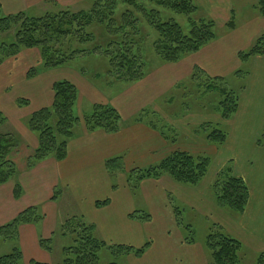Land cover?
Segmentation results:
<instances>
[{"label":"rangeland","instance_id":"rangeland-1","mask_svg":"<svg viewBox=\"0 0 264 264\" xmlns=\"http://www.w3.org/2000/svg\"><path fill=\"white\" fill-rule=\"evenodd\" d=\"M95 1L80 0L71 4L65 1H57V3L48 1L40 3L41 5L26 8L21 2L0 0V7L3 17L24 12L29 17L40 18L48 13L66 9L73 12L90 11ZM195 3L198 12L191 17L164 9L158 10L164 20L177 22L184 32L188 33L190 31V18L196 21L200 19L213 20L203 14L204 9H201L198 2L195 1ZM233 4L236 6L234 13L236 28L240 29L241 32L237 36H233L229 43L240 46L241 52L247 53L257 39L264 36V19L260 17L255 8L256 0H233ZM126 10L125 5L119 6L116 11L118 21ZM139 15H137L140 19L139 31L132 38L137 41L146 63V76L138 82L126 83L115 80L108 74L109 59L100 52L95 53L97 49L105 50L114 38L117 40L121 36L120 32L117 34L111 32L106 25L90 26L86 32L94 36L95 41L82 45L81 48L86 50V54L75 56L65 65L46 68L38 49L30 53H27L29 50H23V54L17 58L5 60L0 65V79L7 77L10 84L6 85L10 88H6L0 81V113L2 115L0 118V135H14L22 144L25 136L24 128L26 129L30 117L41 109L50 107L53 103L54 94L49 98L47 87L53 82L69 80L78 89L80 100L75 107V113L78 117L84 118L92 115L95 104L110 105L119 112L122 118L120 131L142 124L159 132L170 144L171 151L186 148L196 149V152L190 151L191 154L194 156L205 155L211 160L208 175L206 179L204 178V182L202 181L198 186L202 188V192L197 207L183 201L182 195L177 193V190L172 191L174 193L168 190L170 192L169 206L172 210L170 215L161 203L157 204L155 199H147L146 195L141 192V185L144 181L138 184L137 179L132 177V172L136 169L144 170L157 167L166 157L159 160V154L156 153L152 157L148 156L145 160H140L134 157L132 150H128L112 158L121 159L117 163L116 170L112 173L107 170L110 182L114 187L120 188L122 191L127 186L131 191L127 194L128 198L124 194L118 197L116 212L119 213L118 210L123 209L128 204L132 208L135 207L134 212L147 213L151 219H132L138 224L134 227L127 225L126 220L122 219L119 225L111 227L103 221L109 219V216L112 218L114 213L96 216L87 213L85 216L95 220L99 226L97 237L108 245H127L141 249L149 244L143 258L141 256L137 259L134 258L135 255L132 256L133 254L117 256L110 249H103L99 254L98 264H209L211 252L206 246L208 235L215 230V227L220 228L226 234H230L225 228L226 220L228 216L235 217L237 214L220 207L215 200L212 186L209 190L206 187L208 179L213 176L216 162L221 156L218 151L217 154L213 150L206 149L207 145L204 143L209 142L206 139L203 125L209 124V129H220L227 134L229 129L227 121L224 122L218 112V107L223 102L224 97L219 92H209L207 86L212 82L214 85L216 78L223 79L216 82V85L233 92L239 98V105L242 106L244 112L248 113L249 110L255 111L254 109H256L253 115L258 119L256 122H264V77L260 75L258 69L255 71L257 67L253 62L254 58L249 62L237 64L228 56L225 63H220L218 59L211 57L219 53L217 50L211 56L210 53L208 54L211 57V62L205 57V65L196 66L203 72L193 77L194 69H192L190 75L182 78V74L179 76L168 70L174 66L162 61L156 55L154 48L159 36ZM258 18L261 19L259 21L263 22L259 23ZM216 26L217 34L220 36L227 31L219 22L216 23ZM13 40L14 34L12 33L3 35L1 39L7 43ZM228 45L226 44L222 49ZM208 62L209 65H206ZM32 69L36 73L29 75L33 74ZM238 73L240 74L238 75ZM149 76L151 78L147 79ZM13 77L18 78L17 82L14 83ZM179 77L182 79H178ZM24 78L26 79L24 80ZM174 80H177L176 83ZM216 117H219L220 121H216ZM4 119H6L5 122ZM249 139L251 140V138ZM258 139L259 147L257 149L253 150V147L248 145L245 150L240 151L238 158L244 163L245 159L252 155L256 161L254 165H257V170L262 172V169L264 170V129ZM211 145L216 149H222V146ZM203 148L206 149L205 153H202L201 149ZM240 148L242 147L238 146L237 152ZM231 155L234 156L235 153ZM158 157L159 159H157ZM233 163L237 164L238 161H231L228 166L232 168ZM78 177L79 175L75 177L77 189H73L72 185L67 183L69 181H66L62 182L56 191L58 193L57 199L63 198L62 205L67 206V208H74L77 205L74 204L73 206V201L79 195L77 192L79 191L78 188L81 187L77 186L81 180ZM131 198H133L132 202L129 203ZM174 209H179L180 214H175ZM115 216L117 217V214ZM63 224L62 221L59 222L53 235L52 264H63L65 260L64 249L73 245V236H61L60 230ZM190 231L194 234L196 250L188 254L182 247L189 245L185 241L191 237ZM15 246L14 241H0V257L11 254ZM243 248L247 255L243 257L241 264H255L257 255L251 254L250 249ZM140 258L144 260L142 261Z\"/></svg>","mask_w":264,"mask_h":264},{"label":"trees","instance_id":"trees-1","mask_svg":"<svg viewBox=\"0 0 264 264\" xmlns=\"http://www.w3.org/2000/svg\"><path fill=\"white\" fill-rule=\"evenodd\" d=\"M120 5H125L127 10L118 21L116 11ZM259 15L264 18V0H256L255 5ZM158 9L168 10L188 17L198 12L194 0H96L90 11L73 12L59 10L48 13L43 17H29L21 12L16 15L1 16L0 7V65L7 59L17 58L23 50L38 49L41 60L46 68H55L67 64L77 55L86 54L82 45L93 43L95 37L86 30L93 25H106L113 33H121L114 38L105 50H95L109 59V72L117 81L134 83L143 80L146 76V63L134 40L138 34V24L141 16L159 38L155 43L156 55L164 62L176 64L186 56L195 54L215 41L218 37L217 26L213 20L189 19L190 31L185 33L182 27L173 20H164ZM117 23V25H116ZM119 25V27H118ZM237 27L234 16L226 24L229 31ZM14 34L10 43L1 41L3 35ZM120 39V40H119ZM80 48V49H79ZM82 49V50H81ZM256 57H264V36L257 39L247 53H239L241 62H249ZM34 75L36 71L31 70ZM203 72L198 67L194 68V76ZM240 73H238L239 75ZM207 86L209 92H219L224 100L218 107V112L223 121L231 120L239 108V98L231 91L217 86L216 78ZM53 103L50 107L34 113L27 124V128L37 136L38 146L34 149L27 161V168H34L39 162L54 158L64 161L68 156L69 143L76 135L81 124L89 132L102 130L108 134L120 132L122 118L119 112L110 105L95 104L90 116L80 118L75 113L78 101V89L69 80L53 84ZM2 117L0 113V118ZM4 122L6 119L3 120ZM141 121V119H139ZM1 122V121H0ZM1 124V123H0ZM209 124L203 125L206 139L210 144L221 147L227 140V133L220 129H209ZM21 145L14 135H0V185L15 179L18 169L10 159L11 153ZM120 158L106 161V169L112 173L116 170ZM211 160L205 155L193 154L176 150L162 160L154 168L136 169L132 172L138 184L145 180H159L162 176H169L175 182L199 186L207 176ZM115 188V187H114ZM212 191L217 204L242 215L249 202V189L244 179L233 175L230 166L223 168L217 175L212 185ZM23 188L17 183L14 196L20 199ZM55 192L53 199H57ZM109 204V200L98 201L96 206L102 208ZM175 214H180L179 209H174ZM132 219L150 220L147 213L134 212ZM45 216L38 207H29L22 211L11 222L0 227V241H14L16 246L11 254L0 257V264H25L23 253L19 247V230L23 225L39 224ZM61 236H73V245L64 249L65 260L63 264H98L99 254L103 249H110L115 255H135L141 257L145 254L149 244L141 249L127 245H108L97 237L95 225L87 222L83 217H72L65 221L61 227ZM186 239L185 243L195 244L194 234ZM53 237L40 239V246L52 252ZM206 246L211 252L209 264H241L243 245L220 228L215 227L207 237ZM30 264H47L31 261ZM255 264H264V251L257 255Z\"/></svg>","mask_w":264,"mask_h":264},{"label":"crops","instance_id":"crops-1","mask_svg":"<svg viewBox=\"0 0 264 264\" xmlns=\"http://www.w3.org/2000/svg\"><path fill=\"white\" fill-rule=\"evenodd\" d=\"M11 1L21 2L23 6L28 8L41 5L40 3L48 1L56 3L57 1H65L71 4L80 0ZM195 1L198 2L201 9H204V15L212 18L216 23H221L225 28L236 11L233 0ZM259 20L261 19H257L259 23L263 22ZM240 32L241 30L238 28L232 31L227 30L223 35H218L215 41L211 42L201 51L186 56L176 64H170L174 66V68L168 70L175 72V74L179 76L182 74L183 78L186 75H190L192 69L197 65H205V57L208 58V61H210L212 57V59H218L220 63H225L227 57L230 56V59L235 61V63H241L239 59L241 47L229 43L233 36H237ZM226 44L229 45L225 49H222ZM217 50L219 53L213 55ZM32 51L37 50H29L27 53ZM208 54L213 56L209 57ZM253 60L257 67L255 71L258 69L260 71L259 73H261L260 75L264 77V57H256ZM206 65H209V62ZM1 78L0 81L3 82L2 85L6 88H10V86L6 85L10 84L8 78ZM150 78L151 76L147 77V79ZM182 78L179 77L178 79ZM17 79V77H13L14 83L17 82ZM25 79L26 78H24V80ZM176 81L177 80H174V83H176ZM53 84L54 82L47 87L49 98L54 94ZM79 100L78 98V101ZM254 110L256 111V109ZM255 111L249 110L248 113H246L242 106L239 105L235 116L226 122L229 129L227 140L221 147L222 149H216L207 142L204 144L207 145L206 149L210 151L213 150L217 154L219 152L221 156L213 169V176L208 179L206 185L207 190L211 188L218 173L225 168V165L227 167L228 163L231 161H238L237 164L233 163L232 165L233 175L245 180L249 189V202L242 215L237 214L235 217L228 216L225 228L230 233L229 235L237 239L243 247L250 249L251 254L258 255L264 251V170L262 169V172L257 170L258 166L254 165L256 161L253 159L252 155L246 158L244 163L238 158L240 151L245 150L248 145H251L253 150L259 147L258 138L264 129V122H256L258 119L253 116ZM216 121H220L219 117H216ZM220 123L222 124V122ZM24 135L23 143L15 149L10 156V159L18 169V175L15 179H11L7 183L0 185V227L11 222L22 211L29 207H38L43 213L45 218L41 223L28 224L20 227L19 247L22 250L25 264H30L33 260L52 264L54 250H52L51 253L44 250L40 246V239L52 238L60 221L65 223L68 219L79 216L95 225L98 230L99 226L96 224L95 220L89 216L90 219H88L85 215H87V213H91L92 216L111 215L114 213L112 218L109 216V219L103 222H107L109 226L115 227L119 225L120 221L123 219L126 220L127 225L133 227L137 226L138 224L130 217L134 213L135 207L132 208V206L127 204L123 209L120 208L118 210L119 213L116 212V201L118 197L124 194L128 198L127 194L131 193V191L127 186L125 190L122 189V191L120 188H114L110 182V176H108L106 161L128 150H132L134 152V157L140 160H145L148 156L152 157L156 153L157 155L159 154L160 157V159L159 157L157 159L161 160L178 150L174 149L171 151L170 144L165 141L159 132L142 124L136 125L128 130L120 131L118 134L114 135L105 133L102 130L89 132L85 125L81 124L77 129L75 137L69 143L68 156L64 161H57L54 158H49L39 162L34 168L28 169L27 161L34 149L38 146V139L27 127L26 129L24 128ZM249 138H251V140ZM238 146L242 148L237 152ZM206 149H201L202 153H205ZM183 151L191 153L197 150L194 148H186ZM234 153L235 155L232 156L231 154ZM78 175L79 180L80 178L81 180L77 186L81 187L78 188L79 191L77 194L79 195L75 197L76 200L73 201V206L74 204L77 205L74 208H67V206L62 205L63 198L61 200H55L53 197L58 187L62 185V182L69 181L67 183H70L73 189H77L75 186V177ZM17 183H20L23 188V195L20 199H16L14 196V189ZM199 188L198 186L192 187L180 184L169 176H163L159 180H145L141 185V192L146 195L147 199H155L157 204L161 203L163 208L165 207V211L170 215L172 210L169 206L170 192L168 190H171V192L177 190V193L182 195L183 201L197 207L198 201L201 200L200 194L202 192V188ZM132 199L133 198L129 199V203L132 202ZM104 200H109V204L102 208H98L96 203ZM109 212L111 213L109 214ZM116 214L117 217L115 216ZM182 249L188 254H191L195 252L196 247L195 244L184 245ZM246 255L244 251L242 259ZM143 256L141 258H143ZM134 258L137 259L136 256H134ZM141 260L143 261L144 259Z\"/></svg>","mask_w":264,"mask_h":264}]
</instances>
